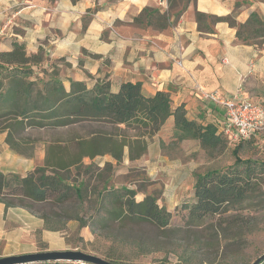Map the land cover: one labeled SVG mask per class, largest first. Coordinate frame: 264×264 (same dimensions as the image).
I'll return each instance as SVG.
<instances>
[{
    "label": "crops",
    "instance_id": "1",
    "mask_svg": "<svg viewBox=\"0 0 264 264\" xmlns=\"http://www.w3.org/2000/svg\"><path fill=\"white\" fill-rule=\"evenodd\" d=\"M147 7L167 13L171 19L177 11L169 0H0V63L10 65L2 62L1 56L19 45L26 56L41 57L37 69L55 71L67 92L73 83L90 89L104 78L110 81L112 92L124 82L141 83L144 95L168 92L172 108L183 106L189 120L215 125L218 133L223 132L226 109L204 99L202 91L264 103V25L263 31L254 35L250 26L244 28L245 36L252 37L250 42L238 37L240 25L252 14H258L264 23V0H192L178 20L163 29L147 21L135 22ZM198 13L203 15L201 22ZM175 133L172 115L160 131L143 136L145 150L134 158L127 141L121 144V152L98 147L87 156L94 164L114 165L116 173L136 168L152 181L161 180L164 196L188 188L194 194L193 174L198 164L189 157L202 146L198 139L178 140ZM174 147L179 154L171 153ZM8 149L3 140L0 172L5 174L9 172L7 161H22L14 151L17 155L9 157ZM13 209L0 202V239L12 246L8 254L35 251L37 236L48 243V249L68 248L63 231L46 229L44 219L26 209L17 213ZM8 212L12 213L10 222L18 223L12 230L5 225ZM87 228L90 226L82 230Z\"/></svg>",
    "mask_w": 264,
    "mask_h": 264
},
{
    "label": "rangeland",
    "instance_id": "2",
    "mask_svg": "<svg viewBox=\"0 0 264 264\" xmlns=\"http://www.w3.org/2000/svg\"><path fill=\"white\" fill-rule=\"evenodd\" d=\"M183 0H175L172 7L180 9ZM143 131L114 127L92 121H78L66 128H22L14 119H0V145L3 140L10 149L6 152L14 157L19 153L20 159L7 161L6 174L25 175L30 168L46 167L49 172L59 173L68 183L81 185L83 199L79 201H47L34 202L26 200V207L14 206L15 213L19 209L46 217L54 227L66 225L64 233L68 248L95 254L115 262L130 264H189L185 252L193 245L195 261L191 264H251L264 253V180L247 199L239 211H229L223 216L207 219L202 225H189L186 205L196 198L190 189L176 195H163L164 184L161 180L152 181L139 169L117 172L109 163L94 164L87 153L98 147L117 148L121 152L124 141L130 146V155L137 156L145 150ZM126 138V139H125ZM10 139V141H8ZM14 151V152H13ZM179 154V149H170ZM237 153V154H236ZM236 155L243 160L264 163V131L244 141L235 137L223 136L217 148L202 147L192 152L189 159L196 162L195 173L210 170L224 171L235 165ZM100 158H97L98 161ZM102 163L101 161H98ZM264 179V177H263ZM130 187L140 190L141 194L159 196V204L172 212L168 230H162L153 223L138 220L134 215H143L134 207V214L128 217L111 219L106 224L91 223L90 228L79 229L77 222L69 221L70 217L79 213L85 220L104 219L118 205L97 204L95 194L103 186ZM125 209V207H123ZM128 215V214H125ZM8 212L5 216L7 229L17 227L18 223L10 222ZM17 217V214H16ZM221 219V226L219 219ZM214 223L219 232L220 244L205 236L206 225ZM211 230V228H209ZM215 234L214 230H211ZM35 251L8 254L9 241L0 239V257L14 254L32 253L48 249V243L37 236ZM56 250V249H55ZM63 250V249H61ZM31 264H71L67 261L39 262Z\"/></svg>",
    "mask_w": 264,
    "mask_h": 264
},
{
    "label": "trees",
    "instance_id": "3",
    "mask_svg": "<svg viewBox=\"0 0 264 264\" xmlns=\"http://www.w3.org/2000/svg\"><path fill=\"white\" fill-rule=\"evenodd\" d=\"M174 1L169 0L171 6ZM183 1L182 7L175 12L174 19H171L167 13L162 14L158 9L147 7L135 22L147 21L148 24L156 25L160 29L167 28L178 20L192 0ZM197 17L201 22L203 15L198 13ZM263 25L258 14L254 13L246 24L240 25L238 37L250 42L252 37L250 34L245 36L244 28L250 26L249 30H252L251 33L254 35L263 31ZM15 47L14 52L1 56V61L10 65L0 63V119H14L22 128L35 129L70 125L85 120L103 121L125 124L128 128L142 130L145 135L160 131L167 119L174 115L175 134L178 140L198 139L201 146L206 149L217 148L223 141L225 134L222 131L218 133L215 125H202L195 120H189L183 106L172 108L168 92L158 91L153 96H146L142 92L141 83L134 82H124L117 92H112L111 83L107 78L98 81L90 89L81 83H73L71 90L67 92L55 71L49 73L46 68L37 69L41 57H28L21 50V46ZM13 61L17 65H11ZM263 177L264 163L243 160L238 155L235 165L224 171L210 170L205 173H195L196 200L184 207L188 209L187 224L202 225L209 218L221 217L232 210H241L244 202L264 180ZM81 187L73 181L68 183L57 172L48 173L43 166L29 171L25 177L0 172V202L4 203L6 208L26 207L25 201L28 199L40 203L70 200L80 202L83 199ZM140 192L130 187L103 186L95 194L97 204L118 205L108 217L93 218L88 221L77 213L68 220L77 221L79 229L99 221L107 226V222L111 219L133 215L135 207L136 210L143 211V215H134L136 219L153 223L162 230H168L172 212L159 204V196ZM42 218L46 229L65 231L66 225L54 227L46 217ZM221 219L223 218L219 219L220 226ZM214 226V223L206 225L205 229L208 232L205 236H212V240L219 245V232ZM209 228L214 230L215 234H212ZM193 255V245H189L185 252L187 263L191 264L195 261ZM260 264H264V260Z\"/></svg>",
    "mask_w": 264,
    "mask_h": 264
},
{
    "label": "built area",
    "instance_id": "4",
    "mask_svg": "<svg viewBox=\"0 0 264 264\" xmlns=\"http://www.w3.org/2000/svg\"><path fill=\"white\" fill-rule=\"evenodd\" d=\"M201 96L225 107L223 132L228 137L247 140L264 131V103L248 99H226L216 91H202Z\"/></svg>",
    "mask_w": 264,
    "mask_h": 264
},
{
    "label": "water",
    "instance_id": "5",
    "mask_svg": "<svg viewBox=\"0 0 264 264\" xmlns=\"http://www.w3.org/2000/svg\"><path fill=\"white\" fill-rule=\"evenodd\" d=\"M264 260V253L251 264H260ZM75 261L90 264H130L115 262L101 256L81 250H43L32 253L14 254L0 257V264H31L39 262Z\"/></svg>",
    "mask_w": 264,
    "mask_h": 264
}]
</instances>
